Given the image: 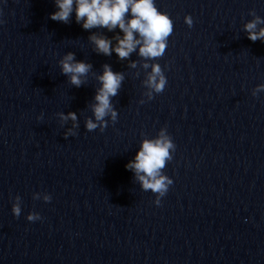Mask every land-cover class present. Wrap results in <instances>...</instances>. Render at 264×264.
Here are the masks:
<instances>
[{
    "label": "clouds",
    "instance_id": "obj_1",
    "mask_svg": "<svg viewBox=\"0 0 264 264\" xmlns=\"http://www.w3.org/2000/svg\"><path fill=\"white\" fill-rule=\"evenodd\" d=\"M57 11L51 13L50 18L54 21L67 23L75 6V17L77 23L83 21L82 27L85 30L103 27L112 31L119 28L123 37L117 35L115 46L112 41L103 36L92 35L91 41L95 44L96 50L104 55H111L114 51L120 59H126L136 50L139 45V55L145 59H157L164 55L168 38L174 30V24L170 16L160 11L154 0H55ZM131 13V19L125 21L127 13ZM254 15V13H253ZM185 23L191 27L193 25L192 17L185 16ZM264 24V19L256 16L255 19L248 22L244 28L248 32V39L255 42L264 40V28L257 31V25ZM139 34V39L135 34ZM62 73L69 76L70 82L76 87L82 84L81 76L88 73L91 65L84 62H76L74 54L69 52L60 61ZM134 66V65H133ZM149 67L148 64L144 65ZM152 72L148 75L146 85L155 93H161L165 89L167 79L163 74L159 64H153ZM102 87L95 95L96 104L93 105L95 120L101 122V130L106 126L104 118L111 114L113 120L116 118V112L112 110L111 97L118 94L123 81V75L113 72L108 65H104V72L98 77ZM264 90V85H259L254 95ZM149 99H152L149 93ZM64 120L71 119L76 121L77 116L74 112H69L66 116L61 114ZM86 129L94 131L98 125L92 119L86 121ZM74 135L69 130L65 134ZM170 150H175L172 140L164 134L162 130L159 138L154 140H144L140 151L137 153L134 162L126 165L133 169L137 178L145 191L151 190L165 196L169 185L173 183L168 177L161 175L160 170L165 167L167 160L172 158ZM33 199H40L38 194H33ZM43 200L49 202L50 195H44ZM157 205L161 203L159 198L155 201ZM12 213L19 217L21 214V198L15 197L12 205ZM41 219L38 213L32 212L27 216L28 221Z\"/></svg>",
    "mask_w": 264,
    "mask_h": 264
}]
</instances>
